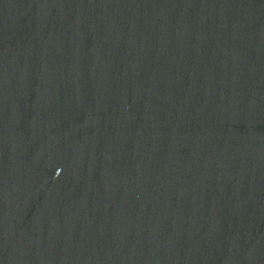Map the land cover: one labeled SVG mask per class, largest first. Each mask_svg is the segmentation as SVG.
I'll use <instances>...</instances> for the list:
<instances>
[{"label":"water","instance_id":"water-1","mask_svg":"<svg viewBox=\"0 0 264 264\" xmlns=\"http://www.w3.org/2000/svg\"><path fill=\"white\" fill-rule=\"evenodd\" d=\"M0 264H264V0H0Z\"/></svg>","mask_w":264,"mask_h":264}]
</instances>
